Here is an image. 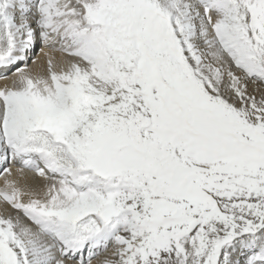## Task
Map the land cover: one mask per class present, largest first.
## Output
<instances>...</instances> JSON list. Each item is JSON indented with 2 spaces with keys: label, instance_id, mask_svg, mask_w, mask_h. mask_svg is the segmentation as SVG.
I'll return each mask as SVG.
<instances>
[{
  "label": "snow or ice",
  "instance_id": "snow-or-ice-1",
  "mask_svg": "<svg viewBox=\"0 0 264 264\" xmlns=\"http://www.w3.org/2000/svg\"><path fill=\"white\" fill-rule=\"evenodd\" d=\"M8 73L0 264H264V0H0Z\"/></svg>",
  "mask_w": 264,
  "mask_h": 264
},
{
  "label": "bare ground",
  "instance_id": "bare-ground-1",
  "mask_svg": "<svg viewBox=\"0 0 264 264\" xmlns=\"http://www.w3.org/2000/svg\"><path fill=\"white\" fill-rule=\"evenodd\" d=\"M37 50H36L37 52H36L35 56L33 57V59L36 61V63L33 64L32 60H29V62H28L29 69L42 70V68H38V66H42V65L45 64L46 58L44 56V52L40 51L39 48ZM45 51H47V49H45ZM8 76H9V80L8 81L0 79V87H3L6 83L10 84L12 74L8 73ZM2 186H3V177L0 176V187H2ZM94 264H95V261H94Z\"/></svg>",
  "mask_w": 264,
  "mask_h": 264
},
{
  "label": "rangeland",
  "instance_id": "rangeland-1",
  "mask_svg": "<svg viewBox=\"0 0 264 264\" xmlns=\"http://www.w3.org/2000/svg\"><path fill=\"white\" fill-rule=\"evenodd\" d=\"M37 51H38V50H37ZM37 51H36V52H37Z\"/></svg>",
  "mask_w": 264,
  "mask_h": 264
}]
</instances>
